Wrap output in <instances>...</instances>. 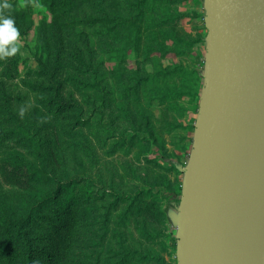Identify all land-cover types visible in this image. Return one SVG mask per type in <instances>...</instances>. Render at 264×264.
Segmentation results:
<instances>
[{
	"label": "trees",
	"instance_id": "trees-1",
	"mask_svg": "<svg viewBox=\"0 0 264 264\" xmlns=\"http://www.w3.org/2000/svg\"><path fill=\"white\" fill-rule=\"evenodd\" d=\"M171 1L119 0V5L113 7L118 13L113 16L111 0H38L42 11L38 23L33 22L34 10L28 3L21 10L16 3L6 4L7 8L0 10L2 21L5 19L0 25V53L6 60L0 65L4 64L6 77L14 82L15 67L27 61L23 59L25 50L31 54L29 60L33 59L39 68L35 83H26L34 96L31 108L25 105L26 98L10 94L4 83H0L3 130H0V143L6 137L18 142L17 137L23 134L29 149L28 154L8 151L1 161L2 176L21 190L22 205L8 207L0 202V264H132L122 263L121 252L114 248L119 246L129 255H138L139 251L132 245L141 244L132 239L133 226L136 227L133 231L147 235V217L166 215L158 207L160 200L165 196L166 203L173 206L182 195L179 192L170 201L162 192L154 193L153 187L124 192L118 186L126 178H117L116 172L112 173L109 185L101 189L103 194L95 190L94 195L89 188H95L96 183L87 186L86 180H80L85 178L84 174L78 173V154L85 150L91 157L94 150L90 142L99 104L106 111L116 109L115 121L128 123L120 137L123 142L113 139L117 143L110 157L121 150L130 153L135 144L142 143L148 144L144 147L148 154L151 145L157 143L151 110L158 99L149 95L156 89L161 91L164 81L173 74L156 56L171 52L166 42L176 38L173 28L168 32L161 30L168 21L161 6L172 4ZM176 41V44L184 43ZM20 43L22 47H18ZM174 50H179L178 45ZM12 123L15 131L6 135L5 128ZM142 134L145 139L139 137ZM66 147L76 153V159H70L72 169L66 164L69 162L64 154ZM31 156L35 164L27 158ZM111 172L112 169L108 171ZM81 186L86 190L83 202L64 199ZM163 188L173 196L169 186ZM182 190L184 196L185 188ZM91 194L94 198H90ZM97 196L102 203L113 199L111 207L115 209L126 205L115 217L105 218L101 235L92 232L93 212L88 207ZM141 205L145 207L139 208L142 218L138 219V212L133 211ZM122 228L129 236L125 243ZM109 236L111 243L105 249ZM77 238L83 241V252ZM126 243L133 244L128 249ZM99 248L102 252L106 250V254L98 253Z\"/></svg>",
	"mask_w": 264,
	"mask_h": 264
},
{
	"label": "rangeland",
	"instance_id": "rangeland-1",
	"mask_svg": "<svg viewBox=\"0 0 264 264\" xmlns=\"http://www.w3.org/2000/svg\"><path fill=\"white\" fill-rule=\"evenodd\" d=\"M118 2L119 0H111V12L113 16L118 13L113 8L115 5H119ZM171 2L172 4L164 3L161 6L160 10H163L165 13V18L168 17V21L161 30L168 32L169 29L173 28L176 38L171 37L166 42L167 48L171 52L168 54L164 52L162 54L159 53L156 56L161 58V64L165 68L167 67L173 74L168 76L164 81L161 91L155 88L157 91L155 93L151 92L149 95L158 99L153 102L151 110L155 138L157 139V143L151 145V153L147 154L144 151V147L148 144L142 143L140 145L135 144L130 153H127L126 150H121L110 157V155H113V146L117 143L113 142V139L120 143L123 142L120 137L127 130L128 123L123 122L125 124H122L115 121L114 118L117 115L116 109L106 111L99 104L97 122L94 132H92L93 141L90 142L94 148L92 156L90 157L85 150L78 154L80 158L78 173L84 174L85 177L80 180L82 182L86 180V184L89 187L93 184L92 182H95V186L93 185L95 188H89L93 193L95 190H97V193L100 190L99 194L102 195L101 189L109 185L108 181H110L112 173L116 172L118 174L117 178H126L124 182L122 180L121 186L117 185L124 192H136L137 187H140V190H149V188L153 187L154 193L162 192V195H166L170 201H173L175 195L179 192L182 194L179 195L178 200L173 206L166 203L165 196L160 200L158 207L166 215L162 214L159 218L147 217V235L143 236L145 232L133 231L136 228L133 226L132 239L135 242L139 241L141 246L132 245L133 243H126L124 246L127 245L126 247L129 249L132 245L135 251H139V254L132 256L121 250L119 246L115 247L114 251L121 252L122 263L131 262L135 264L137 261V264H148L149 262L151 264H179V246L186 216L184 192L182 189L185 188L187 182L190 160L197 142L198 124L203 104V88L207 76V8L209 0H172ZM13 3H16L18 5L17 9L20 10L24 9L26 3H28L27 5H30V8L34 10L33 22L38 23L42 18V11L38 0H0V10L6 9V4L10 5ZM148 16L152 18V13H149ZM149 21L151 23L150 19ZM4 22L5 19L2 21L1 16L0 25ZM176 40L179 42L184 41V43L176 44ZM185 42L191 43V46L185 45ZM177 45L179 50L175 51L174 48ZM22 46L23 44L20 43L18 47ZM30 57L31 54L25 50L23 59L27 61L25 64L20 65L19 63L18 67H15V73H13L15 75L14 82L9 81L6 77L7 73L5 74L4 64L0 65V83H4L3 85L10 94L14 93V96L19 94L20 97L26 98L25 105L29 108L33 105L34 96L26 88V83H35L34 77L39 71L33 59L29 60ZM4 59V56L0 53V62H5L6 60ZM12 126L15 125L12 123L11 126L5 128L8 129L5 131L6 135H9L11 130L15 131ZM0 130H2L1 127ZM128 131L130 136L134 135L129 129ZM86 133L90 134L88 130H86ZM21 135L17 137L18 142H14V140L6 137L4 142L0 143V202L1 204L8 205V207H19L22 205H20L21 201L19 199V191L21 192V190L10 185L2 176L3 168L1 167V161L11 151L28 154L27 141L24 140V135ZM139 137L145 139L146 136L142 134ZM66 148L67 151L64 154L66 160L68 159L69 161L66 164H69L72 169L74 165L71 161L72 159H76V153L74 150ZM27 158L31 160V163H36L34 157ZM54 166L56 167V165ZM52 167L50 166V168ZM64 168L66 166H63ZM110 169H112V172L108 173ZM126 175L128 176L126 177ZM124 185L126 186L125 188ZM165 185L169 186L173 196L165 193L163 188ZM247 187L243 185L241 192L242 190L245 192ZM85 191L84 187L81 186L71 192L69 196H65L64 199H69L71 203L83 202ZM94 195L96 194L94 193ZM113 202V199H107L106 202L102 203L98 196L93 203L90 201L88 207L89 211L92 209L93 212L92 220L90 221V225H93L91 227L93 233L96 232L98 235H101L104 232L102 228H104L103 223L105 218L108 216L115 217L120 212L119 210L126 206L122 205L118 209H115L111 207ZM147 203H151V201L147 200ZM103 205L108 209H103ZM144 207L143 205L136 207L133 212L137 214L139 208ZM156 215L159 216V212H156ZM136 217L138 219L142 218L141 211L138 212ZM142 225L145 227L144 224ZM113 229L112 226V232ZM121 233L122 242H128L129 236L127 235V231L122 228ZM110 240L109 236L104 244L105 249L109 248ZM76 241L83 252V241L79 238ZM119 241L121 242L120 239ZM102 251V248L97 249L98 253ZM104 252L106 254V250ZM104 252L102 253L104 254Z\"/></svg>",
	"mask_w": 264,
	"mask_h": 264
},
{
	"label": "water",
	"instance_id": "water-1",
	"mask_svg": "<svg viewBox=\"0 0 264 264\" xmlns=\"http://www.w3.org/2000/svg\"><path fill=\"white\" fill-rule=\"evenodd\" d=\"M203 104L185 185L179 264H205L212 246L228 264H264L235 233L230 184L236 172L230 125L264 71V0H209Z\"/></svg>",
	"mask_w": 264,
	"mask_h": 264
},
{
	"label": "bare ground",
	"instance_id": "bare-ground-1",
	"mask_svg": "<svg viewBox=\"0 0 264 264\" xmlns=\"http://www.w3.org/2000/svg\"><path fill=\"white\" fill-rule=\"evenodd\" d=\"M253 93L230 125L235 143L236 172L230 184L235 233L242 234L257 258L264 260V71L256 73ZM243 185L248 186L244 192ZM205 264H228L223 253L212 246Z\"/></svg>",
	"mask_w": 264,
	"mask_h": 264
}]
</instances>
